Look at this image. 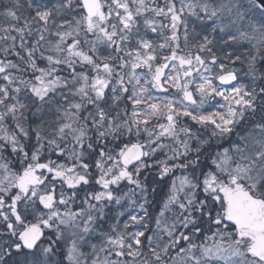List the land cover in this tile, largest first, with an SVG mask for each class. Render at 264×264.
<instances>
[{
    "label": "snow or ice",
    "instance_id": "1",
    "mask_svg": "<svg viewBox=\"0 0 264 264\" xmlns=\"http://www.w3.org/2000/svg\"><path fill=\"white\" fill-rule=\"evenodd\" d=\"M0 264H264V0H0Z\"/></svg>",
    "mask_w": 264,
    "mask_h": 264
}]
</instances>
